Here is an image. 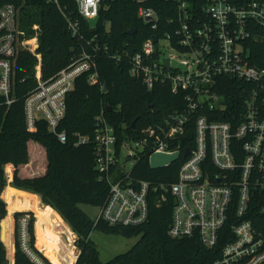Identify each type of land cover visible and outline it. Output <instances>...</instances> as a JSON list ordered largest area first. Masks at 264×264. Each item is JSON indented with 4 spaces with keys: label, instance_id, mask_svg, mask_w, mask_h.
<instances>
[{
    "label": "built area",
    "instance_id": "2783aa9c",
    "mask_svg": "<svg viewBox=\"0 0 264 264\" xmlns=\"http://www.w3.org/2000/svg\"><path fill=\"white\" fill-rule=\"evenodd\" d=\"M74 1L82 18L95 21L102 4L116 0ZM132 1L138 5L140 20L152 30L161 22L153 2L173 5L174 15L164 20L170 28L142 42L131 56L129 74L149 91L157 84L169 85L172 94L183 96V105L155 124L132 128L134 135H117L103 116L96 119L92 134L73 133L74 146L94 147L98 178L108 186L106 202L95 222L140 226L147 220L152 195L160 204L169 192L173 206L168 235L196 237L205 248L212 249L233 207L237 217L230 228L233 239L213 264H264V221L258 220L256 227L250 212L251 197L257 191L264 192V64H254L250 59L258 53L256 46L264 44V0H200L198 5L189 0ZM22 3L0 0V105L10 106L16 100L15 64L18 54L28 51L36 64L35 85L23 95L26 128L32 131L41 120L58 141L65 143L67 134L57 128L65 115L66 98L78 77L85 76L89 84L100 83L95 60L100 47L96 36L84 39L79 22L68 17L71 35L83 40L88 49L82 48L67 65L44 78L38 33L27 35L20 28ZM260 55L264 60V53ZM222 77L235 78L244 86L242 114L234 126L212 119L227 109L223 96L214 89ZM190 129L193 146L182 148ZM186 149L190 151L177 159L183 161L171 184L133 176V168L145 152L149 161L153 153L182 154ZM258 213L264 216V201ZM15 237L33 264H52L31 245L28 215L18 219L14 242ZM71 247V254L66 248L61 255L62 264L77 260L79 250L73 241ZM66 254L69 262L63 258Z\"/></svg>",
    "mask_w": 264,
    "mask_h": 264
},
{
    "label": "trees",
    "instance_id": "16d2710c",
    "mask_svg": "<svg viewBox=\"0 0 264 264\" xmlns=\"http://www.w3.org/2000/svg\"><path fill=\"white\" fill-rule=\"evenodd\" d=\"M189 1L193 5L200 3V0ZM152 5L161 18L157 30L150 29L140 20L137 14L138 5L132 0L105 2L95 21L82 18L74 0H56V3L53 0H23L20 7V28L27 35L38 33V51L41 53L44 78L67 65L82 48L88 49L83 40L71 35L67 27L68 17L79 22L84 39L96 36L95 40L100 47L95 57L100 83L89 84L85 76L78 77L66 98L65 115L57 128L67 134L65 143L58 141L41 120L36 122L32 131L26 128L23 95L35 85L36 64V58L28 51H21L15 64L16 100L10 106L0 105V192L6 184L4 167L12 165L14 172L10 185L18 190L38 194L41 202L53 208L71 230L77 233L75 244L79 254L75 264H213L221 256L224 245L233 239L230 228L237 221L233 207L212 249L205 248L196 237L171 238L168 229L173 198L169 192L165 193L166 199L160 204H157V197L152 195L148 204L147 220L137 227L110 226L101 220L94 222L77 207L83 203L101 208L107 199L108 186L98 178L94 147L74 146L73 133L92 134L96 119L103 116L117 135H134V130L130 128L133 121L134 129H140L159 122L164 115L183 105V96L172 94L169 85L157 84L149 91L139 79L129 74L131 56L139 51L146 38L168 30L170 27L164 20L175 13L172 4L156 1ZM34 25L37 26L36 30L33 29ZM130 29L133 33L127 34ZM256 49L258 53L250 56L251 62L262 65L264 60L260 53H264V44L256 46ZM218 80L219 86L214 89L223 96L227 109L214 114L212 119L228 121L234 126L242 114L245 99L243 82L229 77ZM185 146H193V129H190L187 139L181 142V147ZM38 158L40 164L36 163V171L30 173L26 167ZM182 161L183 159H179L167 166L152 169L145 152L135 164L132 173L134 177L142 180L171 184L176 180ZM21 167L24 168L21 170ZM8 171L10 167L7 168ZM31 196L32 202L29 206L37 204L36 196ZM251 200V217L254 225L258 227L257 221H264V216L258 213L264 201V192H255ZM51 208L43 206V214L48 219L44 221L56 233L59 244L62 240L56 227L64 224L58 221L54 225ZM13 213L8 211L9 223L3 219V242L7 250H11V255L14 244V264H33L20 250L17 238L15 237V242L13 240V218L10 228V215ZM4 214L5 203L0 198V221ZM23 215H28V234L33 247L32 213L15 211V227ZM44 226L40 232L46 242L50 232ZM92 230L121 234L126 238L138 237V240L127 252L103 262L90 238ZM66 233L70 235V231L66 230ZM3 242L0 241V264H8ZM35 251L43 257L40 251ZM67 253L71 254L70 250ZM44 260L47 262L45 257ZM65 260L69 262L70 256L67 255ZM50 261L60 264L53 255Z\"/></svg>",
    "mask_w": 264,
    "mask_h": 264
},
{
    "label": "rangeland",
    "instance_id": "374dc122",
    "mask_svg": "<svg viewBox=\"0 0 264 264\" xmlns=\"http://www.w3.org/2000/svg\"><path fill=\"white\" fill-rule=\"evenodd\" d=\"M36 152L38 153L37 150H36ZM36 163L40 164L39 158L36 161L32 162L28 167H26V169L30 173H32L33 171L35 172L36 171ZM127 166H129V164H127ZM8 167H10V171L7 172ZM22 168H24V167H21V170H22ZM13 172H14V167L12 168L11 165H7L4 167L6 184L0 192V198L5 203V214H4L2 219L5 218V222L9 223V217L7 215L9 210H11L12 213L13 212L15 213V211H22V210H26V209L32 210L33 211V212H31L33 215V223H32L33 226L32 227H33V237H34L33 247L37 251L39 250L41 252V254L47 259V261L51 262L50 261L51 255H53L57 258V260L60 262V264H62L63 261L61 259V255H63L66 252V250H65L66 248L69 250L72 249V247L70 248V245H71L72 241L74 244L76 243V240L78 238L77 233L72 231L71 228L63 221L65 223L64 226L61 225L60 227H56V229L58 230L57 232H58V234L62 240L61 243L57 244L58 243L57 235L53 230H51V228L49 227V224L45 223L47 217L45 214H43V206H39V201L37 200V204H35L33 206H29L32 202V196L31 195L20 192V191H16V190L8 187L10 185ZM21 205H26L29 207L28 208H22V207H20ZM47 206H49V205L44 204V207H47ZM77 207L80 208L82 211H84V213H86V215L92 221L95 222L97 215L99 213L98 207H92V206H89V205H86L83 203L78 204ZM52 209L53 208H51V210ZM53 210H52V212H53ZM24 212H27V211H24ZM14 213L12 215H10V217H11L10 228L12 225V218H13V228H12L13 236H14V227H15V220L13 217ZM52 221H53L55 226L58 224V220L53 218ZM48 222L49 221H47V223ZM53 223H51L50 225L52 226ZM42 226H44L50 232V235H48L49 239L47 238L46 242L44 241L43 235L40 232L42 229ZM45 228H44V230H45ZM65 228H67V229H65ZM66 230L70 231V235H72V236H70L69 233L67 234ZM90 238L94 242V244L96 245L98 252H99V258L103 262L110 260L111 258H113L114 256H116L118 254H122L124 252H127L138 240V237L126 238V237H123L121 234H108V233L101 232L99 230H92V232L90 233ZM2 242H3V240H2ZM3 245L5 248V254H6L8 264H14V250L15 249L13 248V252L11 255L10 254L11 250H7L4 242H3ZM75 251H76V248L74 247V252ZM66 256H67V254L64 255L63 258L65 259ZM52 264H54V262ZM55 264H57V263H55Z\"/></svg>",
    "mask_w": 264,
    "mask_h": 264
},
{
    "label": "water",
    "instance_id": "95a60500",
    "mask_svg": "<svg viewBox=\"0 0 264 264\" xmlns=\"http://www.w3.org/2000/svg\"><path fill=\"white\" fill-rule=\"evenodd\" d=\"M133 30L130 29L127 31V34H132ZM106 86L105 84L103 85V89L105 90ZM135 121H133L130 125V128H134ZM189 149H186L183 151L182 154L179 152H175L172 154H164V153H153L149 157V166L152 169H157L164 167L166 165H169L173 162H175L180 156L181 157H186L189 153ZM4 236V230H3V219L0 221V241L2 242ZM78 258V257H77ZM76 262V261H75ZM75 264V263H74Z\"/></svg>",
    "mask_w": 264,
    "mask_h": 264
},
{
    "label": "crops",
    "instance_id": "0c3cea01",
    "mask_svg": "<svg viewBox=\"0 0 264 264\" xmlns=\"http://www.w3.org/2000/svg\"><path fill=\"white\" fill-rule=\"evenodd\" d=\"M11 167L13 168V166L11 165ZM13 176V175H12ZM12 180V179H11ZM9 188H11V189H14V190H16V191H20V192H23V193H26V194H29V195H33V196H36V198H37V200L39 201V206H44V204L41 202V197L38 195V194H35V193H31V192H27V191H24V190H18V189H16V188H13V187H11L10 185L8 186ZM47 207H49V206H47ZM50 208V207H49ZM53 210V209H52ZM22 211H30V212H33L32 210H30V209H26V210H22ZM55 216H56V218H55ZM52 217V219L54 218V219H58V221H61L63 224H65L64 222H63V220L61 219V217L59 216V214H57L54 210H53V215L51 216Z\"/></svg>",
    "mask_w": 264,
    "mask_h": 264
}]
</instances>
